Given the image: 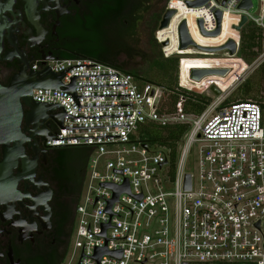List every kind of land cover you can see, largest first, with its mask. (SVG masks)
Instances as JSON below:
<instances>
[{
	"label": "built area",
	"instance_id": "1",
	"mask_svg": "<svg viewBox=\"0 0 264 264\" xmlns=\"http://www.w3.org/2000/svg\"><path fill=\"white\" fill-rule=\"evenodd\" d=\"M221 1L188 8L199 11L194 24L200 19L202 29L212 32L214 12H221L220 25L224 12L234 14L237 24L244 15L246 24L260 31L261 48L264 0H258L257 18L236 9L242 0H225L222 6ZM172 3L168 0L167 10H173ZM238 45L237 33L235 53ZM256 58L263 60L264 51ZM44 67L55 74L70 68L59 79L62 86L72 76L100 75L117 77H77L74 86L126 85L74 88L76 97L129 95L77 98L80 107L118 106L77 108L61 87L31 89L33 102L60 105L70 117H98L62 118L61 127L128 126L58 127L45 141L48 148L88 150L73 227L57 264H264V117L258 104L224 103L219 92L199 114L185 113L180 99L169 110L160 87L107 65L79 58L35 61L30 71ZM205 93L213 96L209 88ZM147 124L186 127L173 158L167 149L141 143L139 133ZM193 147L195 171L189 174L183 162ZM118 188L126 191L115 197Z\"/></svg>",
	"mask_w": 264,
	"mask_h": 264
},
{
	"label": "flooded vegetation",
	"instance_id": "2",
	"mask_svg": "<svg viewBox=\"0 0 264 264\" xmlns=\"http://www.w3.org/2000/svg\"><path fill=\"white\" fill-rule=\"evenodd\" d=\"M13 4L10 6V11L12 15H15V10L19 13V22L16 23L15 30L17 33L11 32L10 35L15 37L16 49L23 52L24 61L27 62L26 67L23 71L24 76L28 75V71H30V66L35 61H40V63H46L49 61L57 60L59 56L66 52L63 48V44L65 42V35L70 30L71 27L77 24L79 21H83L87 31H91V27L95 25L98 29H101V43L105 46H120V49H115V52H108L105 55L108 59H117V60H126V59H136L138 58V54H133L129 51H123V44H139L142 42L140 36H138V28L141 24H150L153 27L155 22L159 23L162 14L165 10H167L166 5L168 0L165 1L163 12L156 18L154 16V12H149L152 8L154 0H77V3H74L72 0H57L56 4L58 7L65 6L64 10L68 12L67 14L60 15L55 17V13L51 9L53 4L47 2V0H42L45 3V6L48 7L45 11H42V3L40 1L36 2V6L34 7V12L37 13V25L40 26L43 32H46L40 43L37 45H32L30 47H26V39L28 35H23L26 29L29 30V37L35 38V29L33 25H31L25 16L24 9H26L25 1L21 0H13ZM60 1V2H59ZM47 2V3H46ZM67 2L69 5L67 6ZM0 4H3V0H0ZM24 6V9H23ZM172 9L176 11L175 16L171 19L169 27L158 30L157 37L161 42H169L165 45L164 52L167 56H172L180 51L177 49L176 43V33L175 28L178 22L182 20H187L188 27L193 37V40L201 45V46H219L227 40H237V35L232 31L231 26H234L235 19L230 15H226L222 21V31L221 35L217 38H204L200 36L195 28L194 19L200 18L197 17L199 11L189 10L184 7L183 4L177 0H174V3L171 4ZM40 9V11H38ZM50 9V10H49ZM148 13L147 20H144L145 14ZM34 17L36 13L32 14ZM49 15V18L46 16ZM1 17H4L9 22L12 21V16L4 10L3 13H0ZM14 21L18 20L17 16L13 17ZM57 22V26L53 27V34H51L52 25L54 22ZM45 22V25H44ZM21 23L23 24V28H21ZM9 29H13V25H9ZM125 31V32H124ZM51 34V35H50ZM3 36H1V48H0V59L3 57V53H11L13 50L12 46L8 45L6 42V32L3 29ZM23 39V40H21ZM56 41H52L55 40ZM144 42L148 41L143 40ZM46 45L45 47H43ZM23 47V49H22ZM55 49V50H53ZM192 54H196L198 52H194ZM38 51V52H37ZM39 51H42L43 57H47L48 52L49 58L52 60H41ZM31 57V60H30ZM56 58V59H55ZM23 63H18L17 58L12 57L10 61L1 60L0 61V88L6 89L7 85L10 84V79L17 75L19 71V67H22ZM41 69L33 71L34 73H38ZM31 92V90H30ZM17 103L20 107V118L18 133L22 134L23 137L28 138V133H22V127H25L24 119L25 114L30 113V109L28 106L24 105V102L21 101L20 97H17ZM59 113L57 109L51 110L50 114ZM44 115H48V111H44ZM37 123H41V120L38 119ZM41 126L47 131L46 135H52L58 126L56 123L50 118L47 117L42 123ZM32 125H26L27 130H31ZM37 129H40V126H37ZM32 139L36 140V149L45 151V164L41 162L42 156L40 153L36 154L37 160L34 161L35 165L33 168V177H31L32 183H34L37 177L41 176L39 179L40 183L46 184V188L50 190L51 195L49 197V201H45L44 204L48 208V212L50 213L47 218V222L49 223V228L45 230H41V226L34 215H30L31 222L35 225V231L40 232V234H36L34 232H27L31 235L32 242L29 241L28 238H24L22 241H17L16 238L18 236V228L19 227H11L10 221L15 222L16 216L11 214L9 219L4 221H0V264H55L64 253L67 244L69 235L71 233L73 227V208L74 204L71 199V191L75 188L77 181L82 178L83 172L85 169L84 162L81 157L74 158L71 161V164L67 167L70 173L68 179L59 178L57 176V171L61 167L57 165V161L61 159V152L58 150H54L53 148H48L45 145V141L40 140L39 136H32ZM28 139V144H32L33 140ZM43 143V145H42ZM11 142H8L7 148H11ZM20 147L23 149L22 155L27 157V161L31 160L33 157V153L31 151V147H27L26 142H22ZM27 147V148H26ZM1 148V146H0ZM1 151V149H0ZM2 160L1 152H0V162ZM11 177H15V173H21L20 169V160L16 159L15 168L10 169ZM23 184H25L26 189L24 191L28 194L29 198H32L37 192L42 193V186H37V192L35 190H31L32 186L23 182V180L16 181V185L14 187V191H17L19 194L23 192ZM19 202L21 205L30 207L31 203L24 198H20ZM13 205L12 211L18 214V220H22L25 225L28 224L27 217L29 216L28 211L25 207H19L16 204V201H12ZM9 202L5 203V206H8ZM39 205H36L33 210L36 213L37 217H42V211L38 210ZM0 213H2L1 205H0ZM3 229V231H2ZM21 229V228H19ZM9 233V234H5ZM21 233H19L20 235Z\"/></svg>",
	"mask_w": 264,
	"mask_h": 264
},
{
	"label": "water",
	"instance_id": "3",
	"mask_svg": "<svg viewBox=\"0 0 264 264\" xmlns=\"http://www.w3.org/2000/svg\"><path fill=\"white\" fill-rule=\"evenodd\" d=\"M25 1L26 9H24V13L26 16L27 21L33 25V28L35 29V38L29 37V30L26 29L24 32H22L23 35H28L26 39V47H30L33 44L38 46V43H40L42 39V36L46 34V32H43L41 30L40 26L37 25V13L34 12V7L36 6V2L40 1L42 3V11H45L48 9V7L45 6V3L42 2V0H21ZM57 0H47V2H50L53 4V7L51 8L53 12L55 13V17H58L63 14H67L64 10L65 6L61 5L62 7H58L56 4ZM61 1V0H60ZM59 1V2H60ZM74 3H77V0H72ZM207 0H196L194 2H188L184 1L183 4L187 8H198L203 6L206 3ZM225 0H222L220 5L222 6L224 4ZM13 0H3V4H0V13H3L4 10H6L10 16H12V21L9 22L4 17L0 16V38L3 33V29H5L6 32V42H8L9 46L13 47V50L11 53L4 52L3 57L1 60H7L10 61V58L15 57L18 60V63L22 62L23 66L19 67V71L17 72V75H14L10 79V84L7 85L6 89L0 88V146H1V157L2 160L0 162V205L2 213H0V221H4L6 219H9V216L11 214L16 216L15 222L10 221L11 227H19L18 228V236L16 238L17 241H22L24 238H28L30 242L31 235L28 234V237H26L27 232H34L37 235L40 234V232L35 231V225L33 222H31L30 215H34L36 219L38 220L41 230H47L49 228V223L47 222V218L49 217L50 213L48 212V208L44 204L45 201H49V197L51 195L50 190L46 188V184L40 183L39 179L41 176L37 177L36 181L32 183L31 177H33V168L35 165L34 161L37 160L36 154L40 153L42 156L41 162L45 164V157L44 154L45 151L37 150L36 149V140L32 139V136H39L40 140L48 141L50 138H53L50 134L46 135V130L41 126V123L47 118L50 117L56 125L59 127L60 130H68V129H90V128H109V127H128V126H106V127H85V128H69V127H61L62 124V118H98V117H70L65 114L64 110L60 105L57 104H49V103H39V102H33L30 97V90L35 89H44V90H52V91H59L58 89L61 87L62 91L60 92H66L72 101L74 102L75 106L77 108H95V107H118V106H89V107H80L77 102V98H94V97H116V96H129V95H113V96H80L76 97L74 94V88L79 87H115V86H126V85H104V86H74V79L77 77H117V75H100V76H72L68 79L69 84L67 86H62L59 83V79L67 72L68 69L60 72V73H51L48 67H44L41 69L38 73H34L33 71H28V75L24 76L23 67H26L27 62L24 61V55L22 51H19L16 49L15 44V37L11 36L10 33H17L15 30V27L17 26L16 23L19 22V13L15 10L16 14L12 15L10 11V6L13 4ZM46 2V3H47ZM69 5V2H67V6ZM251 7L250 0H242L236 7L239 11L247 12ZM50 10V9H49ZM40 11V9L38 10ZM36 13V16L34 17L32 14ZM176 12L174 10H165L164 13L161 16V19L158 23L157 30H162L168 27L169 21L172 18V16ZM17 16L18 20L14 21L13 17ZM50 16L47 15L46 18H49ZM214 22H215V29L212 32H205L202 29V21L200 19L196 20V28L198 30V33L203 37H216L220 33V17L221 12L216 11L213 14ZM246 23V17L244 15L240 16L239 22L237 26L234 27L236 31H238L244 24ZM13 25V29H9V25ZM45 25V22H44ZM57 26V22H54V25H52L51 28V34L53 33V27ZM21 28H23V24L21 23ZM176 43H177V49L178 50H185L187 48L194 49L196 51H199L201 53L205 54H217L222 51H226L227 55L231 56L235 54V47L234 43L231 40L226 41L222 46L219 47H203V46H197L190 38L188 34V30L186 29V24L184 21H181L177 24L176 29ZM50 34V35H51ZM23 40V39H21ZM52 41H56L52 40ZM166 43H164V46ZM44 45L43 47H45ZM0 48H1V41H0ZM23 49V47H22ZM55 50V49H53ZM261 50L264 51V40L261 43ZM38 52V51H37ZM41 60H52V58H49V53H47V57H43L42 51H39ZM75 55V54H74ZM56 59V58H55ZM31 60V57H30ZM75 67H82V66H75ZM224 70H208V69H192L189 72V77L193 80L199 81L204 76L208 75H225ZM209 91L214 95L217 96L219 91L214 87L210 86ZM17 97L21 98V101L24 102L25 106H28L30 109L29 114H25L24 124L25 127H22V133L27 132L28 138L23 137L22 134L18 133L17 126L19 125V118H20V107L17 103ZM47 104V106L45 105ZM122 106H131V105H122ZM61 109V113H53L50 114L51 110L59 108ZM44 111H48V115H44ZM102 117H123V116H102ZM40 119L41 123H37V120ZM32 125L31 130L26 129V125ZM37 126H40V129H37ZM94 138H109V137H94ZM28 139H32V144H28ZM73 139H89V138H73ZM55 140V139H54ZM56 140H69V139H56ZM8 142H11L12 147L7 148ZM22 142L27 143V147H31V151L33 153V157H31L30 161H27V157H24L22 155L23 149L20 147V144ZM140 142V141H139ZM106 144V143H105ZM43 145V143H42ZM92 145V144H90ZM77 146V145H75ZM26 147V148H27ZM63 147V146H61ZM145 147V146H143ZM16 159L20 160V169L21 173L18 174L15 173V177H11L10 169L15 168L16 165ZM23 180L26 181L29 185L32 186L31 190H35L37 192V186H42V193L37 192L36 195H34L32 198L28 197V194L24 191L27 186L23 184V192L22 194H19L17 191H14V187L16 185V181ZM184 189H189V177L186 175L184 178ZM122 191H126L124 188H118L115 190V197L117 194H119ZM20 198H24L25 200H28L31 203L30 207H26L21 205L19 202ZM12 201H16V204L21 208L25 207V209L28 211L29 216L28 224L25 225L22 220H18V214L17 211L13 212L11 204ZM9 202L8 206H5V203ZM39 205L38 210L42 211L43 216L37 217L36 213H34L33 208ZM3 231V229H2ZM1 232V231H0ZM4 232V231H3ZM19 233H21L19 235ZM9 234V233H5Z\"/></svg>",
	"mask_w": 264,
	"mask_h": 264
},
{
	"label": "trees",
	"instance_id": "4",
	"mask_svg": "<svg viewBox=\"0 0 264 264\" xmlns=\"http://www.w3.org/2000/svg\"><path fill=\"white\" fill-rule=\"evenodd\" d=\"M100 30L101 29H98L93 25L91 31L88 32L83 21L77 22V24L71 27L65 35L63 48L66 52L59 56L57 60L75 58L88 59L110 66L121 73L132 77L136 81L160 87L166 98L169 99L166 104L169 110L173 109L180 97L183 98L181 103L182 111L192 114H199L203 107L210 102L209 98L199 94H204L205 90L211 85L215 86L217 89L219 88L221 91H225L238 74L246 68L242 61L246 64L250 63L261 51L260 31L253 25L247 23L246 28L239 34L238 57L242 61L236 58L182 60L178 58L177 61V58L162 57L159 53L158 45L153 40H148L146 42L148 50L152 48L156 49V54L153 56L148 54L149 51L145 52L141 49L138 50L137 44L122 45L124 52L127 50L133 54H138V58L136 59L139 60V62L135 63L133 62L134 59L117 60L106 58L105 55L108 54L110 50L115 52V49H120V46L103 45L101 43ZM239 62L243 64V68L238 65ZM143 66H146V69L143 70ZM192 69L224 70L226 73L223 76H204L199 81H196L189 77V72ZM177 82L180 88L187 89L191 92L178 88ZM249 88L250 87L247 85H244L241 89L242 94L253 98L254 96H249L247 93ZM244 101L250 100L248 99ZM259 106L261 110H264L263 105ZM185 129L186 127L184 125L160 128L154 124H147L140 131L139 139L141 143L148 148H164L169 150L170 156L173 158L177 143L181 140L185 133ZM53 149L62 153L61 159L57 161V165L61 167L57 171V176L61 178V180L68 179L70 176L67 167L71 164V161L74 158L81 157L84 165L86 163L88 150L85 148L68 147ZM81 182L82 178L77 181L75 188L71 191V199L73 203H75L79 194ZM62 255L60 259L62 258ZM60 259L55 264H57Z\"/></svg>",
	"mask_w": 264,
	"mask_h": 264
},
{
	"label": "rangeland",
	"instance_id": "5",
	"mask_svg": "<svg viewBox=\"0 0 264 264\" xmlns=\"http://www.w3.org/2000/svg\"><path fill=\"white\" fill-rule=\"evenodd\" d=\"M164 3L165 1L163 0H154L152 8L149 12L153 11L154 16L157 18L164 10V7H165ZM250 3H251V7L247 11V14L249 17L257 18L259 15L258 0H250ZM147 16H148V13L145 14L144 20H147ZM157 26H158L157 22L153 24V27H151L150 24L140 25V27L138 28V36L142 37L141 38L142 42L137 44L138 50L141 49L142 51L144 50L145 52L149 51L148 54L150 56H153L154 54H156V49L152 48L148 50L146 42L143 41L148 38V40H151V41L153 40L158 45L159 53L161 54L162 57L177 58V61H178V58H180V60L182 59H207V58L209 59L236 58V59L241 60L238 57L239 56L238 51H237L238 49L236 50V53L234 56L227 55L225 51L211 55V54H204V53H201L195 50L194 52H198V53L192 54L193 51L191 50V48L180 51L179 53L172 55L171 57L167 56L166 53L164 52V49H165L164 42H161L157 37V32H158ZM245 28H246V23L238 31H234L233 28L231 27L232 31L235 32L236 35L238 33V36L240 32L241 31L243 32ZM212 47H219V46H212ZM133 62L137 63L139 62V60L134 59ZM242 63L245 65L246 68H244L243 71L240 74H238V76L233 80L231 85H229L225 89V91H221L218 88V90L221 92L219 93V95L222 94V97L224 98L225 103L234 102V101H244V100L249 99L250 101L256 104L264 106V59L260 60L258 58H255L253 61H251L248 64L244 63L243 61ZM242 63L239 62L238 64L241 66V68L244 67ZM142 69L143 70L146 69V66H143ZM244 85H247L248 87H250L249 88L250 90L248 89L247 93L249 96H254L253 98L242 94L241 89ZM206 90H208V88ZM188 92H191V91H188ZM205 92L204 94H201V95L209 98L210 102H212L215 99V96L213 95L209 97V95H206ZM194 94H197V93H194ZM179 99L180 101L183 100V98L181 97ZM163 100H164V104H167L169 99L166 98V96L164 95ZM262 116L264 117V110H262ZM195 153H196L195 147L191 148L190 152L185 157V160L183 162L184 171L189 174H194V171H195V156H196Z\"/></svg>",
	"mask_w": 264,
	"mask_h": 264
},
{
	"label": "bare ground",
	"instance_id": "6",
	"mask_svg": "<svg viewBox=\"0 0 264 264\" xmlns=\"http://www.w3.org/2000/svg\"><path fill=\"white\" fill-rule=\"evenodd\" d=\"M176 12V11H175ZM176 14V13H175ZM226 15H230L231 17H233L234 19H235V21H234V26H236V24H237V17L234 15V14H231V13H227V12H224V14L222 15V19H221V25H220V27H221V30H220V33H219V35L218 36H216V37H204V38H217V37H219L220 35H221V31H222V21H223V18H224V16H226ZM175 16V15H174ZM173 16V17H174ZM172 17V18H173ZM171 18V19H172ZM171 21V20H170ZM170 21H169V24H170ZM182 21H184V20H182ZM169 24H168V27H169ZM186 26H187V30H188V34H189V36H190V38H191V40L197 45V46H201V45H199V44H197L194 40H193V37H192V35H191V32H190V30H189V27H188V22H187V20H186ZM234 26H231L232 28H233V30L234 31H236L235 29H234ZM167 27V28H168ZM195 28H196V26H195ZM196 31H197V33H198V30H197V28H196ZM199 34V33H198ZM200 35V34H199ZM201 36V35H200ZM203 37V36H202ZM230 40H232V39H230ZM233 42H235L236 43V41H234V40H232ZM164 43H166V45L169 43V42H164ZM234 43V44H235ZM203 47H205V46H203ZM188 49V48H187ZM187 49H185V50H187ZM179 51H183V50H179ZM205 54V53H204ZM235 54H233V55H231V56H234ZM215 87V86H214ZM216 88V87H215ZM217 89V88H216ZM218 90V89H217ZM219 91V90H218ZM220 92V91H219ZM221 93V92H220Z\"/></svg>",
	"mask_w": 264,
	"mask_h": 264
}]
</instances>
